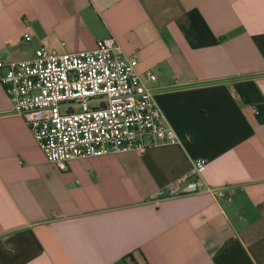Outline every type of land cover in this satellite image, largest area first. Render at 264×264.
I'll list each match as a JSON object with an SVG mask.
<instances>
[{
  "label": "crops",
  "instance_id": "crops-1",
  "mask_svg": "<svg viewBox=\"0 0 264 264\" xmlns=\"http://www.w3.org/2000/svg\"><path fill=\"white\" fill-rule=\"evenodd\" d=\"M110 36L179 142L59 168L0 82V264H264V0H0V60ZM200 157L231 192L155 198Z\"/></svg>",
  "mask_w": 264,
  "mask_h": 264
},
{
  "label": "built area",
  "instance_id": "built-area-1",
  "mask_svg": "<svg viewBox=\"0 0 264 264\" xmlns=\"http://www.w3.org/2000/svg\"><path fill=\"white\" fill-rule=\"evenodd\" d=\"M0 82L45 159L59 168L74 158L142 152L154 141L179 142L140 77L137 60L126 56L114 37L97 40L89 50L58 52L41 45L29 58L0 60ZM192 164V178L182 177L155 198L220 197L233 190L231 184L206 182L205 158Z\"/></svg>",
  "mask_w": 264,
  "mask_h": 264
},
{
  "label": "trees",
  "instance_id": "trees-1",
  "mask_svg": "<svg viewBox=\"0 0 264 264\" xmlns=\"http://www.w3.org/2000/svg\"><path fill=\"white\" fill-rule=\"evenodd\" d=\"M129 263L130 264H137L132 257L129 256Z\"/></svg>",
  "mask_w": 264,
  "mask_h": 264
},
{
  "label": "rangeland",
  "instance_id": "rangeland-1",
  "mask_svg": "<svg viewBox=\"0 0 264 264\" xmlns=\"http://www.w3.org/2000/svg\"><path fill=\"white\" fill-rule=\"evenodd\" d=\"M80 108H77V110H79Z\"/></svg>",
  "mask_w": 264,
  "mask_h": 264
}]
</instances>
